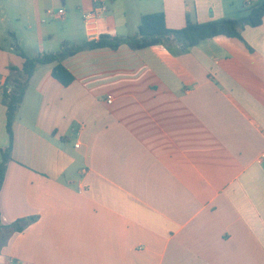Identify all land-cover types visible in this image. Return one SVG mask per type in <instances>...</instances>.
I'll use <instances>...</instances> for the list:
<instances>
[{
	"label": "crops",
	"instance_id": "1",
	"mask_svg": "<svg viewBox=\"0 0 264 264\" xmlns=\"http://www.w3.org/2000/svg\"><path fill=\"white\" fill-rule=\"evenodd\" d=\"M262 1L112 0L91 29L92 0H0V81L23 67L14 40L33 59L132 37L144 14L180 30ZM240 34L77 52L67 86L36 66L0 191L1 223L26 225L0 234V264H264V18Z\"/></svg>",
	"mask_w": 264,
	"mask_h": 264
},
{
	"label": "trees",
	"instance_id": "2",
	"mask_svg": "<svg viewBox=\"0 0 264 264\" xmlns=\"http://www.w3.org/2000/svg\"><path fill=\"white\" fill-rule=\"evenodd\" d=\"M264 18V1L260 4L250 7L246 14L232 20H215L206 23H196L189 20L180 30H173L166 26L164 15L162 13L144 14L140 16L137 34L132 37H108L99 34L96 39L85 41L82 44L69 46L63 42L58 52L45 53L36 58H28L14 40V51L24 60L23 67L14 77L8 79L7 84L10 92L7 90L3 94L2 105L5 107V131L8 136V147L2 149L0 159V191L3 185L7 164L12 161L11 149L13 145L12 125L16 118L18 107L23 101L27 82L32 78L36 66L54 63L51 71L53 78L63 86L69 85L74 77L68 72L61 61L65 57L72 56L77 52L93 50L97 48L117 49L125 44L132 50H141L151 48L161 44H169L173 41L179 46L180 51L187 50L193 46L199 45L202 41L223 36L227 38H241L240 28L242 26L258 27ZM8 89V88H7ZM1 219V212H0ZM26 225V220L22 219L10 225L4 226L0 220V234L8 239L14 232L22 231ZM4 242L0 236V246Z\"/></svg>",
	"mask_w": 264,
	"mask_h": 264
},
{
	"label": "built area",
	"instance_id": "3",
	"mask_svg": "<svg viewBox=\"0 0 264 264\" xmlns=\"http://www.w3.org/2000/svg\"><path fill=\"white\" fill-rule=\"evenodd\" d=\"M254 1L255 0H245L247 6H251ZM111 2L112 0H92L90 9L84 11L82 15L84 23L92 29L96 22L107 14ZM6 90L8 93L10 92V89H5L3 83L0 81V93L5 92ZM113 100V96H106V102L108 104H112ZM261 158L264 160V155H262Z\"/></svg>",
	"mask_w": 264,
	"mask_h": 264
},
{
	"label": "rangeland",
	"instance_id": "4",
	"mask_svg": "<svg viewBox=\"0 0 264 264\" xmlns=\"http://www.w3.org/2000/svg\"><path fill=\"white\" fill-rule=\"evenodd\" d=\"M52 45H54V46L56 47V49L58 48V43H57V41L52 42ZM72 45H74L73 42H71V43L69 44V46H72Z\"/></svg>",
	"mask_w": 264,
	"mask_h": 264
}]
</instances>
